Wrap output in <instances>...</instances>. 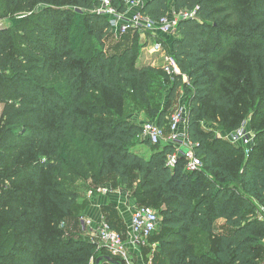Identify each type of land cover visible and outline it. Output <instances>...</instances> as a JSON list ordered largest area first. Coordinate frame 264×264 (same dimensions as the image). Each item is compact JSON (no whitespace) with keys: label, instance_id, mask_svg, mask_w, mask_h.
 Segmentation results:
<instances>
[{"label":"trees","instance_id":"1","mask_svg":"<svg viewBox=\"0 0 264 264\" xmlns=\"http://www.w3.org/2000/svg\"><path fill=\"white\" fill-rule=\"evenodd\" d=\"M101 1L0 0V20L12 22L0 32V264H120L82 229L81 185L134 189L153 202L163 227L155 264H262L264 0H146L141 12L153 21L172 9L193 14L177 36H158L180 72L172 75L138 66L141 34L115 37ZM113 6L129 11L127 0ZM163 81L160 110L151 94ZM180 91L202 162L195 171L181 143L153 145L130 120L139 107L169 134ZM249 118L257 123L247 154L222 136ZM105 212L125 235L115 206Z\"/></svg>","mask_w":264,"mask_h":264},{"label":"built area","instance_id":"2","mask_svg":"<svg viewBox=\"0 0 264 264\" xmlns=\"http://www.w3.org/2000/svg\"><path fill=\"white\" fill-rule=\"evenodd\" d=\"M129 11L122 13L113 6V0H102L98 12L111 19L112 33L115 37L126 35L128 32L137 31L141 36L151 41L152 52L165 55L163 43L158 42V36L167 37L173 34L177 35V27L180 20L191 18L193 14L188 12L170 14L159 21H153L149 16L141 12L144 6L143 0H127ZM148 33L150 36H148ZM165 70L172 75L180 74L174 59L166 56L164 63ZM188 110L181 106L173 114L170 121L169 136H165L164 129L153 123H147L143 126L142 139L150 141L153 145H159L162 142H179L181 148H186L185 156L189 160L188 170L195 171L202 165L193 152V145L187 140V120ZM235 146L246 148L248 154L253 146L254 136L241 127L235 132L222 136ZM180 148V149H181ZM178 160V154H174L169 159V166L174 167ZM112 190L107 187L97 189L98 195H110ZM91 196L95 192H90ZM85 235L93 242L97 243L99 249H105L112 256L128 259L131 248H139L147 244L148 239L158 230L160 226L159 215L148 207H134L130 215V224L127 225L125 235L114 230L103 218L96 221L90 217L83 216L80 220Z\"/></svg>","mask_w":264,"mask_h":264},{"label":"rangeland","instance_id":"3","mask_svg":"<svg viewBox=\"0 0 264 264\" xmlns=\"http://www.w3.org/2000/svg\"><path fill=\"white\" fill-rule=\"evenodd\" d=\"M172 3H173V0L171 1V6H172ZM173 11V9H172ZM18 19H14V24H16L18 21ZM174 36H177L176 34H173L172 37ZM141 39V42L143 43V48L141 49L140 51V54H139V61H138V66H149V65H152V66H155V67H159V66H164L165 62H166V56L168 57L169 54H165V55H161V53H153L152 52V47L151 46V43L150 41H148V39H146L145 37H140ZM113 42H117L115 40H113ZM146 43V44H145ZM113 44V43H111ZM115 44V43H114ZM187 81V78H185ZM169 89L170 87H167V83L166 82H162L158 85H155L153 86L152 88V94H151V105L153 108H158V109H162L164 107V105L166 104V101H167V96H168V93H169ZM182 94L183 92L180 91ZM177 101H179V97L177 99ZM187 100L184 96V93L182 94L181 96V102L180 103H177L174 110L172 111L171 115L168 117V121H167V124L165 126H168V124L170 123L171 121V117L173 116V114L178 110L179 107L181 106H184L187 108ZM133 110H136L135 114L133 116L130 117V120L131 121H135V122H143V124H147V123H152L155 121H152L149 117H147L146 113L143 112L144 110H141L139 109V107L133 109ZM139 110V111H138ZM2 111H3V105L0 104V117H1V114H2ZM131 111V109H130ZM153 119V118H152ZM154 120V119H153ZM256 120L253 121V123H251V118H249L247 121H245L243 124H242V127H245L246 130H248V132H250L254 137H255V131L253 130V124H256ZM205 128L208 129V130H219L220 129V125L219 124H208V123H205ZM166 130V128H164ZM167 132V131H166ZM165 132V136H169L168 133ZM138 149H140V152L139 154L141 156H144L146 158H150L151 156V152L146 149L145 147H139ZM90 186V185H89ZM81 188L80 189V194H81V197L83 198L84 196H86V193H87V190H84L86 188H84V185H81ZM98 189V188H96ZM92 191H94L95 189H90ZM133 191H135L134 189L133 190H129V194L130 196L132 197L133 199V205L135 207H148L150 209H153L158 215H159V218H160V226L158 228V230L156 231L155 234H153L150 239L148 240L149 242H147V244L139 247V248H131V252H130V255H129V258L128 259H121V260H118V262L120 264H155L157 261H158V256L160 253H157V250H156V245H159V235L161 234L162 230H163V227H162V219H161V216L159 214V211L157 209L154 208V204L152 201L150 200H146L147 202L144 203L142 200H145L144 198H137V200L134 198V195H133ZM137 202H140V204H138ZM263 218H264V214H263ZM124 223L127 225L130 224V216H127L124 218ZM262 264H264V261H262Z\"/></svg>","mask_w":264,"mask_h":264},{"label":"crops","instance_id":"4","mask_svg":"<svg viewBox=\"0 0 264 264\" xmlns=\"http://www.w3.org/2000/svg\"><path fill=\"white\" fill-rule=\"evenodd\" d=\"M143 2L145 4L146 0H143ZM102 187L110 188L112 190L111 194L103 196L95 193L92 197L90 194L91 190H87L86 196L82 199H85L88 202V207L86 208L84 215L99 221L107 215L105 212L106 206L113 205L123 220L125 217L130 216L135 206L133 205V199L130 196L129 191L127 189H122L120 187L114 188L108 185ZM96 191L97 190H95V192ZM220 223H222V221H220Z\"/></svg>","mask_w":264,"mask_h":264},{"label":"water","instance_id":"5","mask_svg":"<svg viewBox=\"0 0 264 264\" xmlns=\"http://www.w3.org/2000/svg\"><path fill=\"white\" fill-rule=\"evenodd\" d=\"M12 28V22L11 20H0V32H6V31H9L10 29ZM103 260V258H100L98 260V264ZM107 261H109L110 263H114V261L108 257L106 258Z\"/></svg>","mask_w":264,"mask_h":264}]
</instances>
